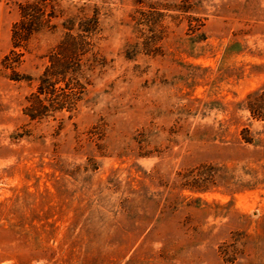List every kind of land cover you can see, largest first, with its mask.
Instances as JSON below:
<instances>
[{"label": "rangeland", "instance_id": "obj_1", "mask_svg": "<svg viewBox=\"0 0 264 264\" xmlns=\"http://www.w3.org/2000/svg\"><path fill=\"white\" fill-rule=\"evenodd\" d=\"M0 264H264V0H0Z\"/></svg>", "mask_w": 264, "mask_h": 264}, {"label": "trees", "instance_id": "obj_2", "mask_svg": "<svg viewBox=\"0 0 264 264\" xmlns=\"http://www.w3.org/2000/svg\"><path fill=\"white\" fill-rule=\"evenodd\" d=\"M55 57L56 58L52 61V65H50L39 77L37 91H35L28 99L29 103L26 106V114L31 119L44 118L50 109H53L54 112H61V110L67 106L65 105L67 102L71 103L76 100V96L71 95L65 97L64 94L58 95L55 90V84L58 81H61L62 78L69 76H75L76 79H79L78 74H80L82 66L79 62H76L75 66H72L71 61L73 59L68 57L65 58V56L60 53H57ZM52 78H57V81L55 80L51 83L50 80ZM46 100L49 102L45 103ZM51 103H53L52 107H50ZM252 107L248 108L251 110ZM201 169L202 171L198 170L194 175H191L192 177H190V179H192V181H190V185L192 184L191 187L194 186L196 190L206 191L208 190L206 183L210 182L213 185L216 184L217 180L219 181L221 179V174L218 172L217 166H203ZM200 181L203 182L201 183V187L198 185V182Z\"/></svg>", "mask_w": 264, "mask_h": 264}]
</instances>
